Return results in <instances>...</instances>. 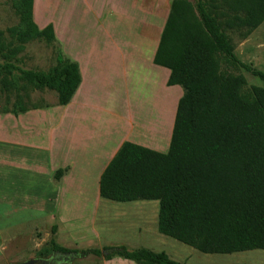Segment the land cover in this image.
Here are the masks:
<instances>
[{"label":"trees","instance_id":"trees-1","mask_svg":"<svg viewBox=\"0 0 264 264\" xmlns=\"http://www.w3.org/2000/svg\"><path fill=\"white\" fill-rule=\"evenodd\" d=\"M33 3L13 0L18 23L6 29L7 38L0 33V89L16 93L12 115L29 110L20 90L53 91L57 105L66 106L81 84L78 64L61 55L47 72L17 65L27 43L55 41L51 24L39 29L33 22ZM263 22L264 0L171 1L152 58L155 66L169 70L166 85L183 90L168 149L161 153L123 142L100 175V199L156 201L159 234L201 254L264 251V87L248 85L231 71L242 69L263 82L264 73L237 59L228 35L245 39ZM55 230L53 225L52 236ZM48 247L45 254L182 264L146 248L71 250L53 237Z\"/></svg>","mask_w":264,"mask_h":264},{"label":"rangeland","instance_id":"rangeland-1","mask_svg":"<svg viewBox=\"0 0 264 264\" xmlns=\"http://www.w3.org/2000/svg\"><path fill=\"white\" fill-rule=\"evenodd\" d=\"M12 1L0 0V33L5 38L6 29L18 23ZM171 1L34 0L33 22L39 29L51 24L55 41L27 43L18 56L17 65L24 70L47 72L56 64L58 55L81 62V75L86 79L82 91L91 97L90 107L87 105L91 115L99 113L107 129L114 130L117 136L121 132L123 116L129 118L143 112L150 126L154 118L155 123L160 118L163 120L166 108L170 110L165 105L162 85L160 89L153 87L154 75L158 73L152 63V48ZM228 35L237 59L264 73V22L245 39L237 33ZM126 68L130 69L127 79L122 76ZM231 72L242 74L248 85L264 87L263 81L242 69ZM17 85L20 88L23 84L17 81ZM155 86L158 88L156 82ZM19 94L29 110L57 105L53 91L27 87ZM16 100L14 90L4 92L0 89V117L10 118ZM109 108L114 111L113 117L106 112ZM57 109L60 110L54 111H67L60 106ZM170 112L164 119L165 127H161L165 130L171 125ZM94 180L95 173H92L83 185L77 184L74 191L66 193L67 197H61L58 202L59 206L63 204L61 208L54 210L45 204L44 208L50 209L48 212L0 204V264H19L37 258L48 260L50 264H134L116 257L105 261L78 254H45L51 237L57 245L71 250L122 245L130 250L163 251L182 264H264V251L206 255L163 236L157 230L156 201L116 203L102 200ZM53 225L56 230L52 236Z\"/></svg>","mask_w":264,"mask_h":264},{"label":"crops","instance_id":"crops-1","mask_svg":"<svg viewBox=\"0 0 264 264\" xmlns=\"http://www.w3.org/2000/svg\"><path fill=\"white\" fill-rule=\"evenodd\" d=\"M164 22L153 45L152 58ZM135 36L139 37L138 33ZM77 64L81 84L69 104L60 106L67 109L66 112H55L60 110L56 105L9 115L10 118L0 117V204L35 208L42 213L50 211L47 206L44 208L49 204L55 210L63 206H59V199L67 197L66 193L74 191L77 184L83 185L92 173H95L94 182L98 185L104 168L123 142L161 153L167 151L176 105L183 94L180 86L166 85L168 69L154 67L158 74L154 75L153 87L160 89L162 85L165 105L170 107V110L165 107L163 120L160 118L155 123L154 118V123L148 126L143 112L129 118L123 116L121 132L117 136L114 130L107 129L99 113L91 115L87 111L91 97L82 91L86 79L81 75L83 65ZM129 70L126 68L122 72L126 79ZM106 110L109 116H114L112 108ZM170 111L171 125L165 130L164 119ZM58 171L59 177L55 179Z\"/></svg>","mask_w":264,"mask_h":264},{"label":"water","instance_id":"water-1","mask_svg":"<svg viewBox=\"0 0 264 264\" xmlns=\"http://www.w3.org/2000/svg\"><path fill=\"white\" fill-rule=\"evenodd\" d=\"M38 260L36 259H29L23 263H19V264H37Z\"/></svg>","mask_w":264,"mask_h":264},{"label":"flooded vegetation","instance_id":"flooded-vegetation-1","mask_svg":"<svg viewBox=\"0 0 264 264\" xmlns=\"http://www.w3.org/2000/svg\"><path fill=\"white\" fill-rule=\"evenodd\" d=\"M38 260L37 264H50V262L48 260H45V259H36Z\"/></svg>","mask_w":264,"mask_h":264},{"label":"bare ground","instance_id":"bare-ground-1","mask_svg":"<svg viewBox=\"0 0 264 264\" xmlns=\"http://www.w3.org/2000/svg\"><path fill=\"white\" fill-rule=\"evenodd\" d=\"M174 104V103H173Z\"/></svg>","mask_w":264,"mask_h":264}]
</instances>
